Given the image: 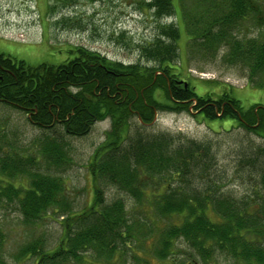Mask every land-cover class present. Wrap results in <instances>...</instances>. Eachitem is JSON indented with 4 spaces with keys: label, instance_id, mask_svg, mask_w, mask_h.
Here are the masks:
<instances>
[{
    "label": "trees",
    "instance_id": "1",
    "mask_svg": "<svg viewBox=\"0 0 264 264\" xmlns=\"http://www.w3.org/2000/svg\"><path fill=\"white\" fill-rule=\"evenodd\" d=\"M145 1L155 18L173 16L177 22L158 26L153 40L140 46L150 66L124 65L83 48L58 65L31 66L0 53L6 70H0V104L30 113L31 123L43 132L38 139L41 159L0 156V201L15 202L27 224L49 219L60 225L62 236L52 249H43L41 240L24 248L26 257L36 256V264H79L86 261L85 254L97 260L120 258L122 248L139 238L149 245L147 250L137 246L138 264L150 263V256L165 261L179 239L192 259L198 256L204 264L217 254L233 264H264V160L258 166L261 188L253 197L236 200L221 193L211 178L213 156L204 143H176L164 133L129 135L131 116L142 125L152 120L154 90L160 87L170 101L184 108L195 104L207 120H235L264 142V107L243 109L227 92L212 99L196 95L193 88L175 90L171 83L177 78L172 65L179 58L181 19L196 53L215 57L223 47L222 62L242 66L249 82L264 88V6L259 0ZM248 23L263 33L240 37L238 31ZM107 117L111 128L87 166L91 201L74 211L67 206L62 178L36 166L42 160L49 169L60 170L69 162L61 148L63 137L83 136ZM262 153L264 146L256 158ZM241 163L253 167L256 159L245 157ZM104 185L126 194L130 210L121 197L106 202Z\"/></svg>",
    "mask_w": 264,
    "mask_h": 264
},
{
    "label": "rangeland",
    "instance_id": "2",
    "mask_svg": "<svg viewBox=\"0 0 264 264\" xmlns=\"http://www.w3.org/2000/svg\"><path fill=\"white\" fill-rule=\"evenodd\" d=\"M264 6V0H259ZM176 3V1L173 0ZM145 0H0V53L28 65L64 63L77 48L97 52L108 60L127 64L150 66L141 57L140 46L150 42L157 34L158 26L176 23L173 16L155 18ZM174 3V4H175ZM178 19L180 37L178 39L179 58L172 65L176 67L177 78H186L196 95H208L216 99L227 92L238 99L243 109L252 105L264 107V88L249 82L248 72L239 65H227L221 60L223 47L215 57L202 56L193 50ZM263 29L251 23L244 24L239 36H259ZM263 33V32H262ZM261 35V34H260ZM152 66V65H151ZM157 104L150 125L138 123L136 117L129 119V135L134 137L170 134L175 142L196 141L204 143L211 155V178L218 181L219 191L236 200L253 197V191L260 185L258 166L264 160L255 154L263 148L259 135L241 127L232 119L207 120L196 114L195 104L184 108L170 101L160 87L155 88ZM198 115V116H196ZM111 128L109 117L96 121L87 134L80 137L64 136L61 147L68 163H62L60 170H51L42 160L37 170L50 175H58L65 184L67 206L78 211L92 198L88 163L97 146L105 141ZM43 134L32 124L25 112L0 104V156L19 153L22 156H40L39 138ZM256 159L255 166L244 165L245 157ZM36 169V168H35ZM28 182L25 178L23 184ZM15 183V181H14ZM16 184V183H15ZM106 202L115 197L126 201L127 209L132 204L130 198L115 186L104 185ZM254 205V204H253ZM136 236L140 237L136 231ZM62 236L57 222L43 219L33 224L23 221L15 202L0 201V264H36V256L26 257L23 251L33 241H43V249H52ZM147 239L139 238V243L130 240L122 248V256L97 260L85 254L86 261L79 264H138L136 253L146 249ZM146 243V244H145ZM173 251L165 261L150 256L147 264H204L198 256L192 259L191 251L182 239L175 241ZM130 244V245H129ZM138 246V248H137ZM119 258L120 260L117 261ZM67 264H77L69 261ZM207 264H233L231 259L217 254Z\"/></svg>",
    "mask_w": 264,
    "mask_h": 264
},
{
    "label": "flooded vegetation",
    "instance_id": "3",
    "mask_svg": "<svg viewBox=\"0 0 264 264\" xmlns=\"http://www.w3.org/2000/svg\"><path fill=\"white\" fill-rule=\"evenodd\" d=\"M0 70H5V69H3V67L0 65ZM6 71V70H5ZM174 86H175V90L176 89H179V87H182V88H184L185 90L186 89H191L192 87L190 86V84H189V82H188V80L186 79V78H175V79H173L172 80V82H171ZM171 83L170 82H168V86H170L171 85ZM194 89V88H193ZM223 110H222V108H221V112H222ZM195 112H196V114H198V115H201L203 118H204V115H203V111H201V109H196L195 110ZM198 115H196V116H198ZM30 116H31V114L30 113H27V117H28V120L30 121ZM217 120V119H216ZM31 122V121H30ZM256 125H258V122H257V124ZM255 125V126H256ZM254 127V126H253Z\"/></svg>",
    "mask_w": 264,
    "mask_h": 264
},
{
    "label": "water",
    "instance_id": "4",
    "mask_svg": "<svg viewBox=\"0 0 264 264\" xmlns=\"http://www.w3.org/2000/svg\"><path fill=\"white\" fill-rule=\"evenodd\" d=\"M140 120V119H139Z\"/></svg>",
    "mask_w": 264,
    "mask_h": 264
}]
</instances>
